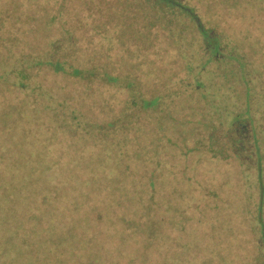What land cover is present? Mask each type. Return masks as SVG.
Segmentation results:
<instances>
[{"label":"rangeland","instance_id":"obj_1","mask_svg":"<svg viewBox=\"0 0 264 264\" xmlns=\"http://www.w3.org/2000/svg\"><path fill=\"white\" fill-rule=\"evenodd\" d=\"M9 1L0 0V264H77L73 260L84 253L81 264H251L252 192L233 159L203 151L192 124L166 123L151 137L143 135L144 122L109 126L106 121L117 113L115 94L102 86L81 93L67 88L60 95L64 103L79 101L85 114L95 108L102 135L91 133L95 145L62 133L55 138V122L42 107L54 108L52 94L59 89L53 78L35 77L25 95L19 92V55L30 53L27 43L19 44V31L27 28L19 24V13L24 17L31 9L33 40L45 51L47 42L39 40L52 36L50 17L59 22L65 16L59 9L43 10L41 0H32L29 9L25 0L6 8ZM121 126L136 131L119 136ZM216 145L222 151L216 154L225 155ZM107 203L115 213L111 219ZM73 206L90 216L73 219ZM61 209L67 215L56 221ZM98 211L107 218L96 217Z\"/></svg>","mask_w":264,"mask_h":264},{"label":"trees","instance_id":"obj_2","mask_svg":"<svg viewBox=\"0 0 264 264\" xmlns=\"http://www.w3.org/2000/svg\"><path fill=\"white\" fill-rule=\"evenodd\" d=\"M25 1L27 9L34 7L32 0ZM20 4L10 0L6 8ZM41 4L43 10L59 9L65 18L55 22L50 17L47 29L52 36L43 34L39 40L47 42L45 51L33 40L31 9L24 17L19 13V24L27 26L19 31V44L27 43L30 50L27 57L19 55V89L24 90L19 92L25 95L35 77L53 78L59 89L52 94L54 108L42 107L55 122V138L62 133L95 145L92 136L102 135L95 108L85 114L79 101L64 103L66 98L60 95L67 88L81 93L102 86L115 94L117 113L106 121L109 126L144 122L143 135L150 132L151 137L160 135L166 123L192 124L191 134L203 151L221 160L231 158L243 171L252 192L247 221L251 264H264V0H41ZM6 75L5 84L8 69ZM82 121L83 126L78 125ZM71 123L77 125H67ZM116 131L119 136L134 134L136 127ZM217 143L225 155L216 154L222 153ZM155 145L154 151H159L160 142ZM128 147L126 155L129 143ZM67 205L62 204L65 211ZM65 211L56 210L55 220L67 215ZM70 212L76 220L90 216L84 208L77 213L73 206ZM109 212L108 218L99 211L95 216L115 217L110 207ZM44 223L48 229L50 223ZM43 250L50 251L47 246ZM81 258L84 262L85 253ZM81 258L72 260L81 264Z\"/></svg>","mask_w":264,"mask_h":264}]
</instances>
